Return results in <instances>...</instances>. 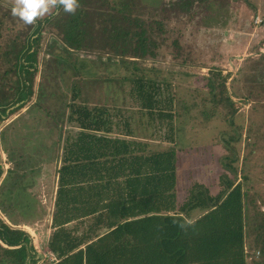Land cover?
Segmentation results:
<instances>
[{"label":"trees","instance_id":"obj_1","mask_svg":"<svg viewBox=\"0 0 264 264\" xmlns=\"http://www.w3.org/2000/svg\"><path fill=\"white\" fill-rule=\"evenodd\" d=\"M206 1L77 0L72 12L57 2L27 29H5L6 18L18 17L0 1V124L36 96L26 114L34 111L38 123L48 116L55 119L49 131L40 133L49 137L56 132L53 145L61 148L51 153L60 166L52 226L42 244L49 255L41 264H264V191L259 190L264 135L257 137L264 128V52L250 58L249 70L213 65L203 71L199 52L184 50L179 38L170 35L180 27L169 22L184 12L194 19L196 4ZM47 25L58 33L52 32L43 46ZM99 40L102 49H109L106 53L129 63V74L88 75L108 62L106 54L94 49ZM184 41L194 45L187 37ZM164 47L173 48L169 69L150 60ZM85 50L96 58L83 57ZM46 51L57 68L76 71L68 85L69 101L50 92L56 79L64 77L45 74L39 58ZM80 59L89 62L78 66ZM148 62L153 66L148 68ZM231 76L258 89V99L252 91L243 97V105L253 104L240 121L239 91L229 84ZM95 83L104 86L108 97L99 93L95 99ZM206 99L211 106L200 109ZM57 100L62 102L54 110ZM44 106L45 114H36ZM198 114L205 120L219 114L224 125L207 139L199 133L190 136ZM8 134L0 135L11 163L5 169L0 153V179L5 173L0 183V264H37V248L15 212L30 207L25 181L34 179L44 157L36 163L22 147L11 148ZM242 135L247 151L241 153ZM260 144L256 152L249 151ZM42 147L48 156L49 147ZM189 148L213 168L204 175L190 173L195 178L180 197L189 167L183 153Z\"/></svg>","mask_w":264,"mask_h":264},{"label":"rangeland","instance_id":"obj_2","mask_svg":"<svg viewBox=\"0 0 264 264\" xmlns=\"http://www.w3.org/2000/svg\"><path fill=\"white\" fill-rule=\"evenodd\" d=\"M4 3V8L12 7L15 3V0H0ZM162 0V4H163ZM155 5V4H153ZM160 5V4H159ZM203 5V6H201ZM195 6L196 15L194 19H189V16L184 12L181 15H177L171 17L169 24H174L175 26H179L180 29L175 33H170V35L178 37L180 40L181 46L184 47V50L194 49L196 52H199L200 64H202L203 71L207 70V66L217 65L221 67L225 71H238L240 69L249 70L250 58L257 56L264 52V0H209L205 3ZM53 6L49 8V11L43 15L44 17L53 11ZM6 10V9H4ZM175 11V10H173ZM172 11H168L171 13ZM175 13V12H172ZM185 14V15H184ZM40 16V17H43ZM179 19L178 17H181ZM40 17L36 18L38 20ZM7 19L5 24V29L8 27L16 28H25L29 27V24L23 23L19 18L17 19ZM43 31V46L49 40L50 34L58 33L57 28L53 26H45ZM193 31L192 37H188V33ZM7 33V30H6ZM185 37L188 38L189 43H193L192 47H189L184 44ZM52 38V37H51ZM100 38V37H99ZM171 41V40H170ZM169 41V42H170ZM101 41L99 40L97 44ZM94 49L99 50L100 52L106 54L105 60L108 62L105 65H102V70H94L88 73L89 76H107L108 74H116L117 76L121 77L123 75L129 74L130 72L127 70V66H129L128 62H123V59L119 58L121 56L111 55L110 53H106L109 49H102L101 44L97 45ZM173 48L164 47L160 51L159 56L153 57L150 60H157L154 64L155 67H161L162 69H169V64L167 60H169L173 56ZM88 50V49H87ZM85 50L81 55L85 58L87 56L95 57V55H91L85 52ZM259 52V53H258ZM187 53V52H186ZM85 54V56H84ZM52 54L49 51L44 53L41 52L39 61L41 68H46L45 74L48 76H52L53 74L57 73L59 76L64 77L60 79H56L57 86L50 89V92H54L55 98L62 97L69 101L71 97L68 93V85L76 75V71L68 66H61L57 68V64L53 59L50 57ZM44 56L46 61L44 62ZM109 56H111L109 58ZM104 57V58H105ZM96 58V57H95ZM117 60L115 61L114 59ZM89 61H85L80 59L78 61V66H82L84 63H88ZM167 64H166V63ZM46 63V65H45ZM126 63V64H125ZM148 68L153 66V62L146 63ZM201 67V70H202ZM44 72V71H43ZM42 79L41 70L37 73L36 80H35V88H38L39 81ZM238 77L234 78L233 76L229 79V84L234 85L235 90L239 91L238 97H235V102L238 104L239 108L237 114L239 115V121L242 119L243 114L247 115L250 114L249 108H251L253 101L250 100L248 104L243 105V97L246 96L250 91H252L253 95H255L254 99H258V89L254 86L246 87L244 81H238ZM96 85V91L93 95L95 99L99 93L101 96L108 97L107 94L109 92L105 90L104 86L99 87L98 84ZM118 83L115 84V87H118ZM246 87V88H245ZM255 88V89H254ZM99 91V92H97ZM52 92V93H53ZM201 95V93L199 94ZM100 96V95H99ZM198 100L202 102V96H197ZM36 100V96H32L31 100L26 103L25 106L20 108L19 110L15 111L12 114H9L5 120L0 124V135L3 131L7 130L9 132V139L8 143L11 148H23L24 152H28L30 157L33 159L34 162L41 161V157H44V161L38 164L39 171H37L33 178H30L28 181H25L26 184L29 185L27 193L29 198L32 200L30 202V207L28 210L23 209L21 211H16L15 215L19 213V220L25 222L24 225H21L22 228L26 229L34 242L35 247L37 248V257L39 260L37 264H41L42 258L49 255V250L47 246H43V240L48 238L51 226H52V213L55 207V199H56V191H57V175H55L56 171L58 170L60 163L59 160L55 161L52 160V155L58 154L59 151L61 152V148L56 150L54 147V140L56 138V132L54 136H41V134L45 131H49V129L54 126L55 119L48 116L47 120H42L40 123L35 121L34 119V111L33 115L29 116L27 113V109L29 106ZM53 99L48 98L47 104H53ZM200 109H207L211 106V103L208 99ZM62 101L57 100V103L54 104V110L58 107L60 108V104ZM41 111L36 110L38 113L36 114H43L47 107H43ZM56 109V110H57ZM245 111V112H244ZM42 112V113H41ZM25 114V115H24ZM45 114V113H44ZM24 115V116H22ZM47 116V115H46ZM246 116V118H247ZM197 122H192L193 126H195L194 131L190 136L194 135V133H199L202 137L207 139V136L213 132H217L220 125L221 128L224 125V121L221 115L217 114L216 117L212 116L211 118L205 120L203 119L202 115L195 116ZM194 116L192 118V121ZM256 126H260L259 123L255 124ZM67 130H73V134H76V129L71 125L67 124ZM39 129V130H37ZM262 133L257 134L259 138L261 135L263 136L264 128L260 127ZM40 130L42 133H40ZM245 134V133H244ZM257 139V138H256ZM254 139V141L256 140ZM188 142V141H185ZM264 144V143H263ZM263 144L257 145L249 151L256 152L259 147H262ZM45 145L49 147L46 149L47 153H43ZM187 146V145H186ZM185 146V147H186ZM240 148V152L247 151V144L244 135H242V141L238 144ZM45 150V149H44ZM208 155H210V149L206 146H201L200 151H205ZM188 152H184L183 162H186L189 166L183 173L184 178L183 181L184 185L180 188L179 196L183 197L185 195V186L187 183L190 185V182L195 178L190 173L194 175H204L206 171L212 170L209 166L197 155L194 153V149H188ZM53 152V153H52ZM0 153H1V162L4 165V168L7 169L11 166V163L7 160V151L3 142H0ZM52 153V155H51ZM188 153V154H186ZM199 153V152H198ZM44 155V156H43ZM209 162H211V157L207 158ZM36 162V163H37ZM51 163V164H50ZM206 164V165H204ZM34 168L30 166V169ZM5 173L1 176L4 178ZM255 177L260 178V175H256ZM2 178L0 179V183L2 182ZM202 178V177H201ZM31 185V186H30ZM32 187V188H31ZM260 191H264V182H262V186L259 187ZM37 193V195H34ZM24 199H21V204H24ZM7 219V218H6ZM8 220V219H7ZM46 234L44 233L45 230ZM45 234V235H44Z\"/></svg>","mask_w":264,"mask_h":264},{"label":"clouds","instance_id":"obj_3","mask_svg":"<svg viewBox=\"0 0 264 264\" xmlns=\"http://www.w3.org/2000/svg\"><path fill=\"white\" fill-rule=\"evenodd\" d=\"M57 2L66 12H72L77 7V0H15L10 12L23 23L31 24L36 18L45 15Z\"/></svg>","mask_w":264,"mask_h":264}]
</instances>
